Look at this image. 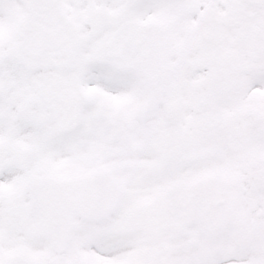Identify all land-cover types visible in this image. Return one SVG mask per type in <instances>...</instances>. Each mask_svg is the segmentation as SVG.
Masks as SVG:
<instances>
[{"label": "snow or ice", "instance_id": "obj_1", "mask_svg": "<svg viewBox=\"0 0 264 264\" xmlns=\"http://www.w3.org/2000/svg\"><path fill=\"white\" fill-rule=\"evenodd\" d=\"M0 264H264V0H0Z\"/></svg>", "mask_w": 264, "mask_h": 264}]
</instances>
